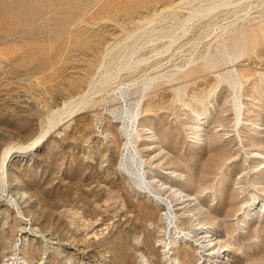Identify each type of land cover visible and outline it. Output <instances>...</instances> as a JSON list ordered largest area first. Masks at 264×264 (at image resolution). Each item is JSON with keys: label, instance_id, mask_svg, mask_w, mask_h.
Segmentation results:
<instances>
[{"label": "rangeland", "instance_id": "1", "mask_svg": "<svg viewBox=\"0 0 264 264\" xmlns=\"http://www.w3.org/2000/svg\"><path fill=\"white\" fill-rule=\"evenodd\" d=\"M127 86L152 93L144 155L174 225L202 241L205 221L228 264H264V0H0V264H165L168 208L120 167L110 111Z\"/></svg>", "mask_w": 264, "mask_h": 264}, {"label": "bare ground", "instance_id": "2", "mask_svg": "<svg viewBox=\"0 0 264 264\" xmlns=\"http://www.w3.org/2000/svg\"><path fill=\"white\" fill-rule=\"evenodd\" d=\"M214 7H215V5H214ZM195 15L197 16V14H195ZM195 15H193V16H195ZM187 19H185L184 21H189ZM178 22H179V20H178ZM187 23H184V25H181L180 27H179V25H178L179 23H178L177 25L179 28H177L176 30L184 28V26ZM184 29H186V28H184ZM188 29H190V28H188ZM176 30H174V32ZM167 31L171 32L172 30H167ZM179 31L178 32L176 31V32L179 33ZM185 31H183V33ZM168 32H167V36H168ZM176 32H175V34L177 36ZM175 34L173 37H175ZM170 37L173 39L172 35ZM162 39L160 38V40H162ZM135 66L138 67L139 64H136ZM241 66L246 67L244 64ZM106 71H108V70H106ZM106 73L108 74V72H106ZM241 74H242L241 71L236 70L237 77L241 78ZM148 82H149V80H148ZM130 85H132V84H130ZM148 86H150V85H148ZM137 87L138 86H136V88L134 86L133 87L127 86L124 88H120L119 96L117 97V101H118L117 103L119 105L116 106L114 109H112L110 112H111L113 119H115V123L119 127V131H120L123 139L126 141L125 149H124V152L122 154V158H121V162H120V167H121L122 171L128 175V177L130 178L132 183L135 185V187H137L143 193H146V195H149V197L152 198L159 206L163 205V206H167V208H168L167 212L165 211L166 213L164 214V220H165L164 223H166V228L164 230L165 231V234H164L165 237L162 239V241H163L162 243L165 246L163 249L164 250V254H163L164 263L165 264H188L189 262H191L190 255H191L192 247H194V243L196 242L197 243L196 244V246H197V252L196 253L197 254L199 253L198 254L199 258L197 259L196 264H208L210 259H212V263H210V264H228V261L230 259L229 258L230 250H229V248H227L228 245L223 243L222 240H220L218 237L214 238L215 235L213 236V232H214L213 228H211L210 226H207V223L205 221L198 223V228L195 227V229L200 230L203 237H202V239H200L202 241L195 239L193 236V234L195 232L194 228H193V230H191V229H188V227L183 228L181 224H180L181 226L178 225L180 220H179V222H177V217L179 215V214H177V211L179 210L178 205L180 203L175 205L174 203L176 200L167 199L165 197V195L167 193H169L170 190H167L166 187L163 188L164 184L159 185V182H156L151 177V173L148 170L150 165H149L148 160L145 159L146 156L144 155V153H147V152L149 153L150 151L154 150L157 147V145H159L158 143L160 141L158 140V138L156 137L155 134L149 133V130H151V129L148 128L146 121H144V119L148 116V113L153 111L151 108L154 107L153 104H147V101L149 100V96H150L151 92L149 94L147 93V95H144L143 90H139ZM93 89H95V87ZM149 89H150V87H149ZM143 99H145V100H143ZM241 104L244 105L243 103H241ZM81 109H83V108H81ZM64 111H67V110H64ZM65 113H67V112H65ZM59 119H61V118H59ZM193 119L195 121V123L193 125V129H194L193 134L195 135V144L201 145V144L207 142V139L211 135L213 136V134L211 132V129L213 127L212 126L213 125V115L211 112L197 113L195 118H193ZM243 120L244 119H242V121ZM243 124L248 125V124H246V122H244ZM217 131L219 132V131H221V129H218ZM214 137L216 138V136H214ZM138 139H143L142 140L143 144L135 147L134 140H138ZM260 155H262V154H260ZM261 158L264 159V157H262V156H261ZM177 193L179 194L178 200H180L181 204L185 205L188 203L190 205V203L195 202V199L192 197V195L183 194L182 192L171 191V194L173 195L174 198L176 197ZM20 194H22V193H20ZM20 198H23L22 195ZM150 198H149V200H150ZM187 217H189V216H187ZM175 221L178 223L177 225H174L176 223ZM194 226L195 225H193V227ZM167 230H169L168 234H167ZM3 234H5V233H3ZM177 234L182 236L180 238L181 242L183 241V243H181L182 245H179V242H175L174 235L176 236ZM167 235L169 236V238L172 241L174 240L173 242L170 240L171 241L170 244L168 243L169 241L168 242L166 241V240H168ZM34 236H35V234H34ZM4 239L6 240L7 237H4ZM189 239H192L193 241L190 242ZM23 242H24L23 245L25 247L28 245L32 246L34 244L33 242H30L29 236H27V235L24 236ZM182 246L186 247L187 249H186V251H184L183 256H180L179 248H182ZM5 249H6L5 246H1L0 252L4 251ZM12 255H15V254H12ZM58 255L62 258V260H68L70 258V256L68 254H64V251H62V250H59ZM141 258H143V255ZM23 259L26 262H28L27 264H32L31 262H29V260H27L25 258H23ZM146 260L147 259H145V261ZM141 261L144 262V260H141ZM6 262H8V263H4V264H12L9 261H6ZM148 262L149 261H146V263H148ZM21 264H23V263H21Z\"/></svg>", "mask_w": 264, "mask_h": 264}]
</instances>
